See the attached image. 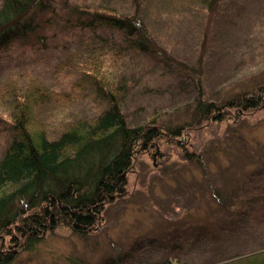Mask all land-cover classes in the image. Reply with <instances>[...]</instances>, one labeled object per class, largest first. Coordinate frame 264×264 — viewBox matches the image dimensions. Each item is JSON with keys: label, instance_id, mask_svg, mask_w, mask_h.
<instances>
[{"label": "rangeland", "instance_id": "obj_1", "mask_svg": "<svg viewBox=\"0 0 264 264\" xmlns=\"http://www.w3.org/2000/svg\"><path fill=\"white\" fill-rule=\"evenodd\" d=\"M103 1L130 11L128 0ZM90 2L101 1L55 0L50 24L37 31L38 39L35 33L0 47V82L31 72L54 90L35 111L54 135L64 123L105 109L98 96L58 65L79 37L91 35L73 26L65 29L63 20L77 5ZM219 6L206 15L195 0L155 5L147 25L155 46L172 60L159 53L146 58L121 52L105 64L132 79L123 105L129 124L161 113L184 121L200 89L204 99L222 101L242 88L264 85V0H221ZM232 123H209L181 147L141 155L127 193L105 206L97 230L80 236L56 229L12 264H102L109 257L119 258V264L164 259L212 264L264 250V112ZM8 140L0 122V157Z\"/></svg>", "mask_w": 264, "mask_h": 264}, {"label": "trees", "instance_id": "obj_2", "mask_svg": "<svg viewBox=\"0 0 264 264\" xmlns=\"http://www.w3.org/2000/svg\"><path fill=\"white\" fill-rule=\"evenodd\" d=\"M54 1L1 0L0 47L48 26ZM100 1L77 5L67 13L65 29L75 27L91 35L79 37L58 65L104 102L102 112L66 122L54 135L35 113L51 100L53 89L31 72L0 82V122L9 131L0 157V264H12L20 252L31 250L56 229L80 236L97 230L105 206L127 193L129 176L141 155L152 156L163 146L181 147L209 123L236 124L243 116L264 112L263 84L242 88L222 101L204 99L200 89L195 102L187 105L189 117L184 121L161 113L129 124L123 105L132 79L105 64L121 52L146 58L159 53L172 60L155 46L147 25L152 7L166 0H128L129 12ZM220 1L195 3L209 15L219 11ZM99 29L109 34H98ZM186 158L192 157L186 154ZM102 264H119V258L109 257ZM157 264L172 262L164 259ZM212 264H264V250Z\"/></svg>", "mask_w": 264, "mask_h": 264}]
</instances>
